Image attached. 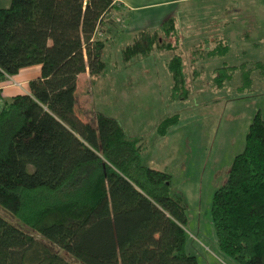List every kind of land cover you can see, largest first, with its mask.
<instances>
[{"label":"trees","instance_id":"trees-1","mask_svg":"<svg viewBox=\"0 0 264 264\" xmlns=\"http://www.w3.org/2000/svg\"><path fill=\"white\" fill-rule=\"evenodd\" d=\"M116 8L114 0H9L0 7V83L40 67L30 93L3 99L0 110V264H197L185 252L186 207L171 191V176L144 164L140 139L127 136L116 119L97 112L90 123L75 114L78 75L88 70L92 78L106 68L97 33ZM180 38L176 19L168 17L120 49L125 63L153 50L172 52L169 102L190 94ZM228 51L223 39L212 48L196 46L189 65ZM250 64L222 63L214 86L222 89L236 70L240 89L252 86L253 73L263 83L264 61ZM178 120L177 114L164 118L156 133L167 135ZM210 213L224 255L238 264H264L259 111Z\"/></svg>","mask_w":264,"mask_h":264},{"label":"rangeland","instance_id":"rangeland-1","mask_svg":"<svg viewBox=\"0 0 264 264\" xmlns=\"http://www.w3.org/2000/svg\"><path fill=\"white\" fill-rule=\"evenodd\" d=\"M8 4L9 0H0V7ZM138 4L141 7L131 12L117 7L98 31L106 68L92 78L88 70L78 75L75 114L90 123L97 112L116 119L127 136L140 139L144 164L171 176V191L186 207L185 252L195 256L197 264H238L218 248L210 207L214 192L227 182L233 158L244 149L252 117L257 111L264 117V82L253 73L252 86L240 89L242 76L236 70L219 89L212 82V71L222 63L238 67L245 59L248 65L250 60L264 61V0H139ZM256 4L260 5L259 26L253 23ZM168 17L183 29L176 45L190 90L186 100L173 102H169L172 80L166 70L172 52L153 50L128 63L120 54L136 32L151 30ZM213 23L222 27L206 31V25ZM205 36L225 38L228 54L190 66L191 50L202 46ZM214 40L206 46L213 47ZM170 42L175 45L173 38ZM173 114L178 115V123L159 136L157 125Z\"/></svg>","mask_w":264,"mask_h":264},{"label":"crops","instance_id":"crops-1","mask_svg":"<svg viewBox=\"0 0 264 264\" xmlns=\"http://www.w3.org/2000/svg\"><path fill=\"white\" fill-rule=\"evenodd\" d=\"M179 1H182V0H172L173 3L179 2ZM114 2L116 4V7H119L120 9L121 8L122 9H125L126 11H129V12H131V10H135L137 8H140L141 5H142V4H138L139 3V0H114ZM255 7H256V10L257 11L255 13V19H254V22L253 23H255L256 25L259 26V22L260 21H258L257 16L260 15V11L258 9L260 7V5L259 4H256ZM261 14H262V12H261ZM160 24L157 25V26H155V28L151 29L150 31H153V30L157 29L160 26ZM176 26H177V24H176ZM221 27H222L221 23L220 24L213 23V24H210V25H206L205 30L206 31L216 30L217 28L219 29ZM182 30L183 29H179L177 27V31L181 33V36H183ZM255 32H259V30L255 31ZM221 39L227 41L225 38H221ZM211 40H214V39H212V38L209 39L207 36L203 37V40H202V42H204L203 45L206 46V44L208 42H210ZM214 41H216V40H214ZM253 47L254 48H257L256 45H253ZM178 51H179V47H178ZM244 53H246V51H243L242 52V55ZM263 58H264V56H263ZM213 59L214 58H212L210 60L212 61ZM246 61L247 60L245 59V63H246ZM250 61H256V60H250ZM259 61H262V60H259ZM217 68H219V67H217ZM215 69H214V71H215ZM214 71H212L213 72V75H214ZM39 76H40V67L39 66H32V67H29V68H25V69L20 70L14 76H7L5 78V80L0 83V110L2 108L3 99H8V98H11L13 96L21 95V94H29L30 93L29 86H28L29 85V82L32 81V80H34V79H37ZM79 76H78V79H77L76 86L78 85V82H79Z\"/></svg>","mask_w":264,"mask_h":264}]
</instances>
